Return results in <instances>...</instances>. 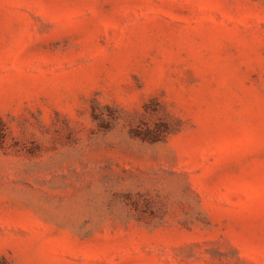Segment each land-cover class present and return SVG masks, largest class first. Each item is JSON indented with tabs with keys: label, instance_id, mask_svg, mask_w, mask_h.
<instances>
[{
	"label": "rangeland",
	"instance_id": "obj_1",
	"mask_svg": "<svg viewBox=\"0 0 264 264\" xmlns=\"http://www.w3.org/2000/svg\"><path fill=\"white\" fill-rule=\"evenodd\" d=\"M0 256L264 264V0H0Z\"/></svg>",
	"mask_w": 264,
	"mask_h": 264
},
{
	"label": "trees",
	"instance_id": "obj_2",
	"mask_svg": "<svg viewBox=\"0 0 264 264\" xmlns=\"http://www.w3.org/2000/svg\"><path fill=\"white\" fill-rule=\"evenodd\" d=\"M6 125V124H5ZM6 127V126H5ZM5 135H6V133H5ZM4 135V136H5ZM0 264H12L11 263V261L7 258V257H5V256H0Z\"/></svg>",
	"mask_w": 264,
	"mask_h": 264
}]
</instances>
